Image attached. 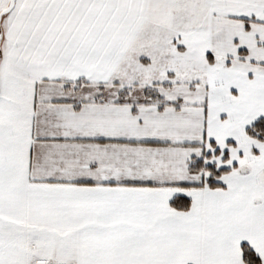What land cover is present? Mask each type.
Returning a JSON list of instances; mask_svg holds the SVG:
<instances>
[{
  "label": "snow or ice",
  "instance_id": "6c2138e0",
  "mask_svg": "<svg viewBox=\"0 0 264 264\" xmlns=\"http://www.w3.org/2000/svg\"><path fill=\"white\" fill-rule=\"evenodd\" d=\"M0 264H264V0H0Z\"/></svg>",
  "mask_w": 264,
  "mask_h": 264
}]
</instances>
